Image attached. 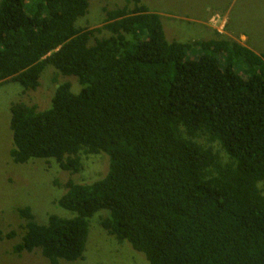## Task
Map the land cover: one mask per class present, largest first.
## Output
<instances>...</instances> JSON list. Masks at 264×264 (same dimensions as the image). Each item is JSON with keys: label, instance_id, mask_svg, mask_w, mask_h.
<instances>
[{"label": "trees", "instance_id": "1", "mask_svg": "<svg viewBox=\"0 0 264 264\" xmlns=\"http://www.w3.org/2000/svg\"><path fill=\"white\" fill-rule=\"evenodd\" d=\"M88 8L0 0V86L34 92L47 67L54 85L44 108L11 104V161L71 174L83 157L107 164L63 184L44 224L17 208L12 254L82 261L89 220L106 211L100 229L143 263L264 264V54L216 33L168 41L141 0L103 8L94 29L76 25Z\"/></svg>", "mask_w": 264, "mask_h": 264}, {"label": "rangeland", "instance_id": "2", "mask_svg": "<svg viewBox=\"0 0 264 264\" xmlns=\"http://www.w3.org/2000/svg\"><path fill=\"white\" fill-rule=\"evenodd\" d=\"M126 0H88L89 8L85 17L76 23L87 29L100 28L107 10L122 7ZM150 13L159 16L168 41L192 43L208 41L215 31L209 19L213 15L225 19L224 36L250 49L264 54V0H141ZM79 24V25H78ZM97 38L98 35L96 36ZM195 54L190 55L194 58ZM52 67L41 75L40 86L34 92H23L15 83L0 86V264H49L38 252L12 254V247L23 235L25 221L16 213L17 208L29 206L39 224L46 223L47 214L54 211L53 200L64 190L68 180L89 182L106 172L103 156L82 158V170L78 174L63 172L43 160H31L25 164H14L9 157L13 148L9 128L10 106L26 102L44 108L49 102L54 85L50 82ZM79 87L73 88L77 93ZM264 195V194H263ZM96 213L89 220V232L84 259L75 263L61 264H146L139 261V254L126 243L116 244L113 238L100 229L98 221L106 214ZM45 221V222H44ZM44 222V223H43ZM15 232L17 236H5ZM139 259V260H137Z\"/></svg>", "mask_w": 264, "mask_h": 264}, {"label": "crops", "instance_id": "3", "mask_svg": "<svg viewBox=\"0 0 264 264\" xmlns=\"http://www.w3.org/2000/svg\"><path fill=\"white\" fill-rule=\"evenodd\" d=\"M215 16H218L222 21H219L218 24H215V25L212 24L213 26H211V29H213V30L215 31L216 34H218V35H220V36H224V28H225V25H224V28L221 29V24H222V23H225V19H223L222 16H219V15H213V16L210 17L209 22H210V20H211L213 17H215ZM210 23H211V22H210ZM222 25H223V24H222Z\"/></svg>", "mask_w": 264, "mask_h": 264}, {"label": "built area", "instance_id": "4", "mask_svg": "<svg viewBox=\"0 0 264 264\" xmlns=\"http://www.w3.org/2000/svg\"><path fill=\"white\" fill-rule=\"evenodd\" d=\"M219 21H222V20H221L218 16H215V17H213V18L210 20L211 24H213V25L218 24ZM222 24H223V25H222ZM222 24H221V29L224 28L225 23H222Z\"/></svg>", "mask_w": 264, "mask_h": 264}]
</instances>
